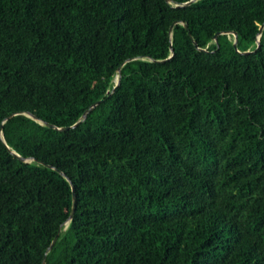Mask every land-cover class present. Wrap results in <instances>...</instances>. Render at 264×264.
Here are the masks:
<instances>
[{
  "label": "trees",
  "instance_id": "obj_1",
  "mask_svg": "<svg viewBox=\"0 0 264 264\" xmlns=\"http://www.w3.org/2000/svg\"><path fill=\"white\" fill-rule=\"evenodd\" d=\"M190 1L0 0V264H264V0Z\"/></svg>",
  "mask_w": 264,
  "mask_h": 264
},
{
  "label": "water",
  "instance_id": "obj_2",
  "mask_svg": "<svg viewBox=\"0 0 264 264\" xmlns=\"http://www.w3.org/2000/svg\"><path fill=\"white\" fill-rule=\"evenodd\" d=\"M164 1H165L166 3H169V2H170V0H164ZM194 1H195V0H191L190 2H187V3L183 4L182 6H183V7L188 6V5H190V4H191L192 2H194ZM263 28H264V24L261 25V26L259 27V34H258V38H257V40H256L257 47L259 46V37H260V34H261ZM170 29H171V28H170ZM218 35H219V34H216V35L214 36V40H216V37H217ZM233 37H234L233 48L236 50V38H237V34H236V33H233ZM236 51H237V50H236ZM246 53H248V52H245V53H243V54H246ZM119 70H120V69H118V72H119ZM118 84H119V78L117 79V83H116V86H115V87H117ZM101 102H102V101H98V102L94 103L92 106H90L89 109L83 114L82 119L86 118V115H87L89 112H91L96 106H98ZM9 118H10V117H9ZM9 118H7V119H9ZM77 125H78V123H76V124H75L74 126H72L71 128H74V127H76ZM46 126H47L48 128L55 129V130H66V129H68V128L56 129V128L53 127L52 125H46ZM11 154L14 155V156H16L13 152H11ZM16 157H17V156H16ZM17 158H18L20 161L27 162V161H24L23 159H21V158H19V157H17ZM47 167H48V166H47ZM57 172H58L60 175H62L63 177H65V175H64L63 173H61L60 171H57ZM65 178H66V177H65ZM66 179H67V178H66ZM67 180H68V179H67ZM68 181H69V180H68ZM75 206H76L75 194H74V189H73V187H72V206H71V212H70L69 219H71V218L73 217V215H74V212H75ZM55 241H56V238H54V240L52 241V243H51L49 249L53 247ZM43 263H44V259L42 260L41 264H43Z\"/></svg>",
  "mask_w": 264,
  "mask_h": 264
}]
</instances>
